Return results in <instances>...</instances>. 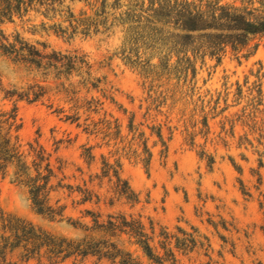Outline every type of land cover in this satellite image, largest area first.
Listing matches in <instances>:
<instances>
[{"label": "rangeland", "instance_id": "obj_1", "mask_svg": "<svg viewBox=\"0 0 264 264\" xmlns=\"http://www.w3.org/2000/svg\"><path fill=\"white\" fill-rule=\"evenodd\" d=\"M225 2L255 6L250 0ZM94 3L100 4L70 5L83 17L95 15ZM60 22L32 10L0 28L41 49L78 53L87 67L46 82L0 51V109H17L25 154L29 143L38 142L50 155L51 204L62 207L63 216L39 213L15 165L0 169V215L81 239L91 233L86 229L93 214L101 221L132 214L145 224L165 264H171L166 249L174 250L176 264H264V36L238 53L229 49L221 61H198L195 77H184L174 68L129 63L122 27L69 37ZM37 81L50 86L42 99L10 95ZM117 173L138 193L137 203L119 198ZM121 242L140 264H159L129 235L122 234ZM22 254L17 249L8 258L52 264L26 261ZM59 264L117 263L89 256Z\"/></svg>", "mask_w": 264, "mask_h": 264}, {"label": "trees", "instance_id": "obj_2", "mask_svg": "<svg viewBox=\"0 0 264 264\" xmlns=\"http://www.w3.org/2000/svg\"><path fill=\"white\" fill-rule=\"evenodd\" d=\"M73 1L0 0V26L33 10L50 19L61 18L59 30L69 37L122 27L129 63L142 68H174L184 77L190 73L195 77L198 61H204L206 57L221 61L229 49L238 53L256 37L264 36V0H250L254 7H238L225 0H96L100 4H93L98 7L95 15L83 17H77L73 12L70 5ZM0 51L31 72L41 74L46 82L67 78L87 67L86 60L78 53L41 49L20 34L11 39L2 28ZM155 58H159L157 63ZM49 88L37 81L20 93L10 91V95L36 102ZM21 127L16 108L11 111L0 109V169L15 165L16 177L29 187L39 213L52 218L63 216V208L57 209L51 204L55 173L50 155L38 142L35 145L29 143V153L25 154L18 140ZM32 155L33 166L27 162ZM116 177L123 182L117 189L119 198L137 203L138 193L129 181L122 179L119 173ZM92 216L94 224L91 230L86 229L91 233H85L81 239H72L3 212L0 215V264H15L8 254L17 249L22 250L26 261L45 258L52 264H59L71 257L85 259L92 256L117 264H140L133 253L123 247L122 234L134 239L150 259L165 264V259L155 252L141 219L125 213L109 214L108 219L102 221L100 215ZM166 250L171 264H176L174 250Z\"/></svg>", "mask_w": 264, "mask_h": 264}]
</instances>
